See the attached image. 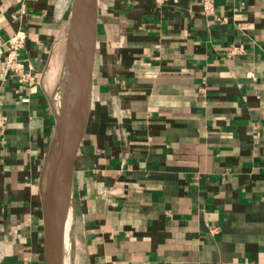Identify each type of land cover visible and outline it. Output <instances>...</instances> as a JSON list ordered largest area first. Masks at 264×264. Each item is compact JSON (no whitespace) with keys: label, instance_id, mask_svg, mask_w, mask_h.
<instances>
[{"label":"crops","instance_id":"obj_1","mask_svg":"<svg viewBox=\"0 0 264 264\" xmlns=\"http://www.w3.org/2000/svg\"><path fill=\"white\" fill-rule=\"evenodd\" d=\"M73 1L0 0V264H46L41 174ZM96 3L74 264H264V0H214L212 15ZM16 31L31 82L5 71Z\"/></svg>","mask_w":264,"mask_h":264},{"label":"water","instance_id":"obj_2","mask_svg":"<svg viewBox=\"0 0 264 264\" xmlns=\"http://www.w3.org/2000/svg\"><path fill=\"white\" fill-rule=\"evenodd\" d=\"M96 0H74L65 35L59 75L50 98L55 124L41 174L47 187L42 195L46 264H74L75 223L72 170L76 151L92 105V68L96 46ZM82 116L78 127L76 121ZM77 132L69 142L70 133ZM59 184L66 187V208L59 216ZM49 185L55 200L49 198ZM73 198V200H72ZM68 225V229L66 227Z\"/></svg>","mask_w":264,"mask_h":264},{"label":"built area","instance_id":"obj_3","mask_svg":"<svg viewBox=\"0 0 264 264\" xmlns=\"http://www.w3.org/2000/svg\"><path fill=\"white\" fill-rule=\"evenodd\" d=\"M201 8L204 15L214 14V0H201ZM24 38V34L21 31H16L8 39L6 43L4 67L5 71L19 82H31L32 77L28 73L24 72L22 64L19 60V51L24 45ZM6 120V116L0 109V133L4 130Z\"/></svg>","mask_w":264,"mask_h":264},{"label":"bare ground","instance_id":"obj_4","mask_svg":"<svg viewBox=\"0 0 264 264\" xmlns=\"http://www.w3.org/2000/svg\"><path fill=\"white\" fill-rule=\"evenodd\" d=\"M78 120H79V118H78ZM76 123H78V121H76ZM76 126H77V124L74 126V132L71 134H69L70 135V139L68 140L69 142H71L72 141V139H73V137H74V135H75V129H76ZM66 203V202H65ZM59 205V204H58Z\"/></svg>","mask_w":264,"mask_h":264},{"label":"rangeland","instance_id":"obj_5","mask_svg":"<svg viewBox=\"0 0 264 264\" xmlns=\"http://www.w3.org/2000/svg\"><path fill=\"white\" fill-rule=\"evenodd\" d=\"M68 229V225H67V227H66V230Z\"/></svg>","mask_w":264,"mask_h":264}]
</instances>
